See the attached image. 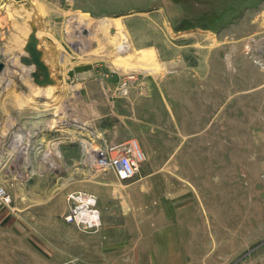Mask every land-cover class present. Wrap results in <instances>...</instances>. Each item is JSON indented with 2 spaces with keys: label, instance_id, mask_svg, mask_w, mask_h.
<instances>
[{
  "label": "rangeland",
  "instance_id": "obj_1",
  "mask_svg": "<svg viewBox=\"0 0 264 264\" xmlns=\"http://www.w3.org/2000/svg\"><path fill=\"white\" fill-rule=\"evenodd\" d=\"M30 1L35 10L0 0V188L11 196L0 205L35 182L95 194L100 210L117 182L121 194L177 176L197 186L194 224L135 215L139 237L119 251L155 245L176 262L187 249L201 261L212 252L215 262L264 264V0ZM35 20L57 84L39 86L20 61ZM130 138L146 159L120 181L96 158ZM171 166L182 175L164 174ZM146 167L154 173L140 180ZM160 190L132 208L163 209ZM112 211L130 224L123 207Z\"/></svg>",
  "mask_w": 264,
  "mask_h": 264
},
{
  "label": "crops",
  "instance_id": "obj_2",
  "mask_svg": "<svg viewBox=\"0 0 264 264\" xmlns=\"http://www.w3.org/2000/svg\"><path fill=\"white\" fill-rule=\"evenodd\" d=\"M152 170L144 168L140 180L154 173ZM181 171L175 166L163 168V173L167 175L181 176ZM28 185L17 184V191L26 192L18 194L13 206L0 205V264H229L226 261H212L215 257L212 252L201 261L187 249H181L180 262H176L165 249L162 252L155 245L142 252L140 248L119 251V245L126 246L127 240L139 237L135 230L137 227H134V223L138 222L135 215L141 214L143 219L139 218L140 222L146 223L163 216L165 221L180 218V222L194 224L192 209L196 207L194 202L197 196L190 192L195 191L197 186L181 183L177 176L169 179L164 188L143 181L126 183L123 189L125 193L121 194L117 182L112 189L114 197L110 202L100 198L103 226L94 233L78 232L65 221L66 193H51L52 189L48 187L44 190L41 183L34 182L33 188ZM37 187L44 193H35ZM160 189L168 191L169 201L163 209L153 208V204V207L143 209L138 206L132 208V203L139 197L147 199L148 203L153 202L158 197L156 191ZM119 194L123 199L119 198ZM119 207L124 210L123 223L129 222V225H120L118 217L117 221L109 217L108 209L110 212L115 209L118 214ZM164 254L165 257L157 259V255Z\"/></svg>",
  "mask_w": 264,
  "mask_h": 264
},
{
  "label": "built area",
  "instance_id": "obj_3",
  "mask_svg": "<svg viewBox=\"0 0 264 264\" xmlns=\"http://www.w3.org/2000/svg\"><path fill=\"white\" fill-rule=\"evenodd\" d=\"M146 154L135 138L117 143L110 147V153L96 158L100 170L113 171L120 181L135 178ZM0 196L4 203L11 202V196L5 189L0 188ZM68 212L65 221L73 223L85 232L96 231L102 226L101 211L97 207L98 198L95 194L85 191H74L68 194Z\"/></svg>",
  "mask_w": 264,
  "mask_h": 264
},
{
  "label": "water",
  "instance_id": "obj_4",
  "mask_svg": "<svg viewBox=\"0 0 264 264\" xmlns=\"http://www.w3.org/2000/svg\"><path fill=\"white\" fill-rule=\"evenodd\" d=\"M31 26L32 30L24 48L27 55L20 56V61L24 65L35 66V69L31 72V76L39 86L57 84V79L49 73V67L43 59L44 51L38 48L40 43V38L37 36L38 27L33 23H31ZM3 66L4 64L0 63V70Z\"/></svg>",
  "mask_w": 264,
  "mask_h": 264
},
{
  "label": "bare ground",
  "instance_id": "obj_5",
  "mask_svg": "<svg viewBox=\"0 0 264 264\" xmlns=\"http://www.w3.org/2000/svg\"><path fill=\"white\" fill-rule=\"evenodd\" d=\"M15 3H22V5L25 6V4H27V6H29L30 9L32 10H35L34 8V5L32 4V2L30 0H14ZM16 5V4H15ZM30 23H33V24H37L38 22L35 20V21H32ZM31 26V25H30ZM31 29V27L29 28V30ZM39 32V31H38ZM28 38H29V34H27V40H26V43L28 42ZM25 43V44H26ZM51 70V69H50Z\"/></svg>",
  "mask_w": 264,
  "mask_h": 264
}]
</instances>
